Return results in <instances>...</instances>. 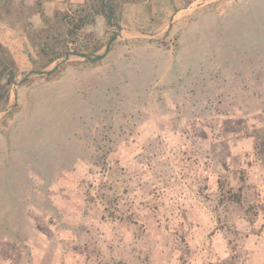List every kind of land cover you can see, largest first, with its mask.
<instances>
[{
  "label": "rangeland",
  "instance_id": "rangeland-1",
  "mask_svg": "<svg viewBox=\"0 0 264 264\" xmlns=\"http://www.w3.org/2000/svg\"><path fill=\"white\" fill-rule=\"evenodd\" d=\"M13 1L0 264H264V0ZM36 14L100 49L41 67Z\"/></svg>",
  "mask_w": 264,
  "mask_h": 264
},
{
  "label": "trees",
  "instance_id": "trees-1",
  "mask_svg": "<svg viewBox=\"0 0 264 264\" xmlns=\"http://www.w3.org/2000/svg\"><path fill=\"white\" fill-rule=\"evenodd\" d=\"M117 1H120V0H99V4L101 6L100 10L105 17L106 23L108 26H111L114 24V22L112 20V18H114V15H115V9L113 8V4H115V2H117ZM122 1L127 2V0H122ZM13 2H14L13 0H9V2H7L4 5L2 12H6L8 15L11 4ZM83 8L84 7L80 6V11L78 13V19L79 20L86 19L87 14H89V12L84 13ZM85 15H86V17H85ZM16 18L18 19V21L23 22V18L21 17V14L19 12H16ZM20 19H22V20H20ZM42 20H43L42 25H40L39 27L36 26L34 24V22H32V21H28L26 23L21 24V26H22L21 29L27 35V39H28L29 44L33 48H34V46L37 48V49H35V55L34 56L31 55L32 56L31 59L34 63L40 62L41 67H44L45 65L49 64L51 61H53L55 58L59 57L61 54H66V55L76 54L79 56L87 57L88 56L87 53L92 52V51L96 52L101 47V44H98V45H94L93 48L89 49V47L87 45V46H84L83 48L79 47V49L76 50V53H74V52L70 53V51H68V49H66L64 51H59L57 49V47L59 46V41H60L61 32H62L61 29L64 28V25L59 23L58 16L56 19L54 16V20L50 16L49 17L48 16L42 17ZM76 24H78L77 25L78 28L82 29L84 27L83 25L85 23H82V21L79 23H74L73 24L74 28L76 27ZM112 39H114V34H112L111 37L109 38V40H112ZM107 51H108V46L105 47V50L102 53H94L96 55L92 56V58L90 57V59L87 61L89 63L98 62L104 57V55H105V53H107ZM12 66H13V64H11V67ZM36 66H38V65H36ZM36 66L33 68L34 70H38L39 67H36ZM11 67H10V70L8 71V73H6L8 78H5V80L0 83V110L2 109V107L7 102V99L5 98V94H6L7 89L4 90L3 88L5 85L7 87V85L9 84V80L11 78H13V75L15 74V73H13V70ZM6 68H7V64H5L3 62V60L0 59V77Z\"/></svg>",
  "mask_w": 264,
  "mask_h": 264
},
{
  "label": "crops",
  "instance_id": "crops-1",
  "mask_svg": "<svg viewBox=\"0 0 264 264\" xmlns=\"http://www.w3.org/2000/svg\"><path fill=\"white\" fill-rule=\"evenodd\" d=\"M5 2H6V3L9 2V0H5ZM6 3H5V4H6ZM5 4H3V5H5ZM45 13L48 14L49 12H45ZM50 13H51V12H50ZM45 15H46V14H45ZM46 16L49 17V15H46ZM32 17L34 18V21H33L34 23H35V21H37V18H38V20H39V16H38L37 14H36V17H37V18H36L34 15H33ZM39 22L41 23L42 21L39 20ZM40 25H42V23L39 24L38 26H40Z\"/></svg>",
  "mask_w": 264,
  "mask_h": 264
},
{
  "label": "flooded vegetation",
  "instance_id": "flooded-vegetation-1",
  "mask_svg": "<svg viewBox=\"0 0 264 264\" xmlns=\"http://www.w3.org/2000/svg\"><path fill=\"white\" fill-rule=\"evenodd\" d=\"M0 59L3 60L1 57H0ZM8 66L10 67V64L7 65V68H6L7 70H5V73H8V71H9V69H10ZM8 68H9V69H8Z\"/></svg>",
  "mask_w": 264,
  "mask_h": 264
},
{
  "label": "water",
  "instance_id": "water-1",
  "mask_svg": "<svg viewBox=\"0 0 264 264\" xmlns=\"http://www.w3.org/2000/svg\"><path fill=\"white\" fill-rule=\"evenodd\" d=\"M4 75V74H3Z\"/></svg>",
  "mask_w": 264,
  "mask_h": 264
}]
</instances>
